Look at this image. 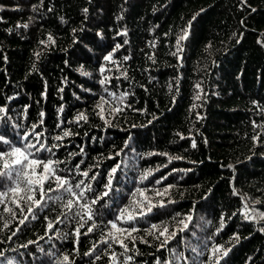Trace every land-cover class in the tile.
Returning a JSON list of instances; mask_svg holds the SVG:
<instances>
[{"label": "trees", "instance_id": "16d2710c", "mask_svg": "<svg viewBox=\"0 0 264 264\" xmlns=\"http://www.w3.org/2000/svg\"><path fill=\"white\" fill-rule=\"evenodd\" d=\"M0 107V136L11 144L36 125L40 143L59 147L37 152L29 135V151L64 161L58 174L72 185L79 172L95 176L81 203L106 191L120 165L78 243L73 215L82 209L64 218L69 194L32 204L35 218L10 195L16 215L0 204V264H56L65 254L73 264H114L113 254L115 264H264V0H0ZM64 131L71 135L54 139ZM11 186V175L0 176V191ZM134 201L145 215L118 221L124 207L139 213ZM112 222L137 231L126 237ZM153 224L175 237L160 247Z\"/></svg>", "mask_w": 264, "mask_h": 264}, {"label": "snow or ice", "instance_id": "6c2138e0", "mask_svg": "<svg viewBox=\"0 0 264 264\" xmlns=\"http://www.w3.org/2000/svg\"><path fill=\"white\" fill-rule=\"evenodd\" d=\"M87 12V9L84 10ZM27 27V25H25ZM126 35V33H123ZM187 37V32H185L184 36H181L180 39H185ZM48 40L51 41L52 37L49 36ZM43 43V41H42ZM127 43V41H125ZM177 45L179 46V40L177 41ZM117 48L120 47V45H116ZM105 60L111 61L112 56L108 55L104 57ZM101 71L103 72L104 69L102 68ZM105 81L101 80L100 83L103 84ZM199 98V97H197ZM5 109L3 107H0V112H4ZM114 111L119 112L121 109L116 108ZM41 117L43 116V113L40 114ZM103 119V116H101ZM87 120V117L81 114L78 117L79 120ZM42 122V121H41ZM107 123V121H106ZM59 127V125H58ZM36 125H33V132L28 133L24 135L21 138V145H23V141L28 140L29 135H34L36 142L40 144V147L37 148V152H48L52 155H55L52 153L53 148L59 147V145H52L51 147H46L43 143H40V133L35 132ZM71 135L70 131H64L63 136L56 135L54 139L61 140L63 137H67ZM256 139V137H254ZM0 141L3 142L5 145H9V149L7 151H0V169H3V171H0V176H8L11 175L14 180V186H11L7 189V191H0V204L4 205L3 211L5 213L10 214L13 218H15L16 213L13 211L11 207H8L6 201L9 200V196L11 195V203L15 204L17 208L20 209L21 213H24V207L22 206L23 202L24 204H28L27 212L29 215H32L33 218H35L33 214V208L31 207L32 204H35L37 207H39L42 202H44L45 198H51L49 196L50 193L56 192H63L70 195L71 198L66 199L63 207L67 209V212L63 213L64 218L68 217V213L72 212L74 205H79V208L82 209V211H77L74 213L73 218L80 217V220L77 221L78 227L75 230V236L77 237L76 243L79 242V236H80V229L84 227L88 221H92L94 219L93 216V209L91 205L97 203V199H102L103 196L108 195V190H111L112 187V178L117 169L120 167L119 164H117L115 167H113L109 173L108 183L105 185L106 191H104L98 198H94L91 200V203H81V200L85 198V193L92 191L91 184H85V180H94L95 176H89L88 171H82L79 172V175L84 177V179L78 181L75 183V185H72V183L69 181V179L65 176H61L58 174V171H61L58 168V165L61 163H64V161L59 160H53L51 158L44 159L42 157H38L36 153H33L29 151V149L36 148V144H33L29 142L26 145H16L11 144V142L7 139H5L3 136H0ZM195 141L192 143V147H195ZM119 155V153H117ZM110 159L113 157H109ZM76 168L79 169V165H76ZM152 174V170L148 169L146 170L141 176L140 181L143 182L146 180L150 175ZM159 182V181H157ZM55 185L53 187L52 185ZM83 186V187H82ZM74 189H79V192L74 191ZM168 188H165L163 192H157V195H164L168 192ZM147 190H141L139 188L136 189V192L139 193L140 196H143L145 201H148V197L146 195ZM233 193H235V189L233 190ZM39 194L40 199H37L36 196ZM136 193H133V196H135ZM56 200H62L64 199L63 196L57 195L55 197ZM171 202V201H170ZM137 205H140V211L139 213H136L134 210H131L129 207H124L119 210V215L116 217L118 221H121L123 223H132L136 215H145L144 206L140 204L139 201H134ZM156 205L152 204L151 201H148L147 203V211L151 212L152 208ZM160 206H163V202H160ZM247 207V205H245ZM87 217V220H84V217ZM245 218L248 219L249 215L246 213ZM253 220H256L257 217L255 214L251 217ZM28 219V216L25 215L23 219L19 220V224L23 225L25 223V220ZM259 219H264V213L259 214ZM187 220H191V217H188ZM62 221L60 219H57L55 223H61ZM258 222V221H257ZM181 224L184 225V228L188 227V224L182 220L180 221ZM4 227L7 228L8 224L5 223ZM47 230L51 231L54 227V223L52 221H49L47 223ZM97 225L95 223H92L88 229L87 232L84 234L87 235L88 232H91L94 228H96ZM111 228L115 230L116 233L124 234L126 237H130L133 232H136L137 229L135 227L132 228H122L117 225L116 222L111 223ZM152 230H156L159 232V236H157V239H160V237H164V239L161 241L160 247H164L167 245L170 239L175 237L176 232L173 231L169 233V229L165 227H160L155 224L152 225ZM152 230H149V234H152ZM183 230V229H181ZM19 231V229H17ZM261 232H264V227L260 229ZM16 232H13L12 235H15ZM108 236L113 239V242H118L120 244L121 248H124L125 252L129 251L127 245L123 242V239H121L118 236H115L112 232L108 233ZM238 239V237H236ZM11 239V237H9ZM144 243H147V241H142ZM29 243H34L33 241H29ZM103 243H108L107 240H104ZM23 247H27V245H24ZM213 254L220 252V248L216 247L212 249ZM230 251L226 250L224 251L223 255H227V252ZM3 253L0 252V256H2ZM97 259L100 257L97 256ZM111 259L113 260L115 264L116 256L115 254L112 255ZM129 260H131V257H128ZM8 264H12V261L9 260ZM56 264H73V262L70 261L69 256L65 254L63 256L62 261H57ZM159 264V261H158ZM216 264H219V261L217 260Z\"/></svg>", "mask_w": 264, "mask_h": 264}]
</instances>
